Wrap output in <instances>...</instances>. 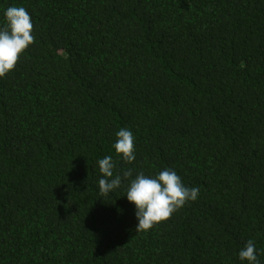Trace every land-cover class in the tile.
Instances as JSON below:
<instances>
[{
    "label": "trees",
    "instance_id": "obj_1",
    "mask_svg": "<svg viewBox=\"0 0 264 264\" xmlns=\"http://www.w3.org/2000/svg\"><path fill=\"white\" fill-rule=\"evenodd\" d=\"M35 42L0 78V264H264V0H0ZM135 138L131 164L116 133ZM198 188L137 232L128 182Z\"/></svg>",
    "mask_w": 264,
    "mask_h": 264
},
{
    "label": "clouds",
    "instance_id": "obj_2",
    "mask_svg": "<svg viewBox=\"0 0 264 264\" xmlns=\"http://www.w3.org/2000/svg\"><path fill=\"white\" fill-rule=\"evenodd\" d=\"M6 26L0 28V78L15 70L21 56L34 44V25L28 11L22 6H10L5 13ZM115 154L123 162L135 161V138L133 133L121 128L116 133ZM102 178L99 180L101 196H107L128 182L127 199L135 205L138 225L136 231L148 232L160 223L168 221L171 216L189 201H196L198 188L186 187L181 177L170 169L159 172L155 177L138 173L133 179V171L125 170L122 175L114 176L116 163L111 155L98 161ZM241 261L248 264H260L253 240H248L239 252Z\"/></svg>",
    "mask_w": 264,
    "mask_h": 264
}]
</instances>
